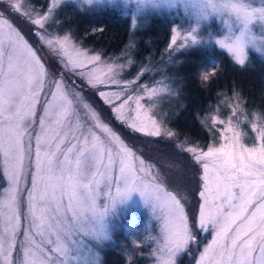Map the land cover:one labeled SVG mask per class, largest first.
Segmentation results:
<instances>
[{
    "label": "snow or ice",
    "instance_id": "snow-or-ice-1",
    "mask_svg": "<svg viewBox=\"0 0 264 264\" xmlns=\"http://www.w3.org/2000/svg\"><path fill=\"white\" fill-rule=\"evenodd\" d=\"M0 4H6L0 7V180L7 185L0 186V264H103L101 253L116 243L121 228L120 206L131 207L133 193L160 221V237H145L157 243V264H182L183 256L199 249L201 233L209 229L213 239L196 264H264V126L253 125L259 147L237 141L230 150L224 145L187 149L192 170L202 167V190L195 194L203 203L198 217L190 220L181 202L186 173L177 171L174 182L162 187L163 181L156 182L160 177L144 160L135 162L132 148L103 118V108L97 109L76 85L86 82L95 90L93 95L109 106L115 120L156 137L162 134L163 120L152 112L155 105L146 108L142 101L167 89L140 83L143 68L133 78L122 79L131 59L106 62L73 44L69 35L45 41L54 60L48 65L13 19L29 23L35 36L36 31L51 29L54 17L68 8L85 16L119 8L131 15L132 28L153 12L182 9L194 23L183 36L178 27L171 28L166 48L182 41L183 55L201 45H218L243 66L250 52L264 55V31L259 40L250 34V29H264V0L260 6L248 0H51V8L33 0ZM224 16L234 18L228 35L213 40L208 33L207 41L198 39L203 22ZM207 69L206 61L197 72L200 82L209 78ZM172 83L175 87L181 81ZM163 134L173 133L166 129ZM253 202L255 208L249 211ZM125 264H132L131 256Z\"/></svg>",
    "mask_w": 264,
    "mask_h": 264
},
{
    "label": "trees",
    "instance_id": "trees-1",
    "mask_svg": "<svg viewBox=\"0 0 264 264\" xmlns=\"http://www.w3.org/2000/svg\"><path fill=\"white\" fill-rule=\"evenodd\" d=\"M55 20L59 21L61 32L70 33L79 44L91 52L104 57H119L123 62L131 59L133 64L125 74L128 78L143 68L146 72L141 81L148 84L157 83L166 75H170L173 80L180 79L181 83L173 86L178 102L168 115L161 117L163 123L173 130L177 137L170 138V142L160 138L142 137L127 130L124 123L113 118L110 108L93 95L95 90L88 88L84 83L79 84L94 99L96 106L103 108V113L123 134L125 140L146 153L150 165L158 174H162L167 187L174 182L172 177L177 171L186 173V170L189 174H194L195 183L188 191L189 197L184 195L182 200L189 204L190 220L197 216L199 196L195 193L200 190L199 165L195 166V171L192 170L190 154L183 151L178 142L189 146L199 145L203 149L209 146L213 133L207 126L208 117L214 114H220L222 118L227 117L230 105L235 103L242 105L248 113L260 114L264 119V56L253 51L245 65L241 66L227 51L206 44L201 45L199 50L192 54L182 55V50L166 54V45L170 43V29L175 23L157 12L149 14L146 20L137 21L136 28L130 27L131 15H125L121 9L115 7L99 9L89 16L83 15L82 11L73 12L68 8L66 14L55 16ZM215 25L217 26L214 24L211 31H201L204 41H207L208 33L213 36L219 34ZM96 27L102 28L103 31L90 33L92 28ZM35 39L38 42L39 37L36 35ZM206 61L209 78L200 82L197 72ZM213 62L215 68L212 67ZM176 88H182V91L177 92ZM147 150L154 155H147ZM164 152L170 156L158 155ZM3 182L0 180V186ZM142 221L138 220L133 226L119 231L114 237L116 243L104 252L103 264H125L128 256H131L132 264H152V243L145 239L148 235ZM136 240L139 241L138 244L134 243ZM125 249L129 251L126 253ZM198 251L199 249L193 255ZM192 261L193 258L187 262L191 264Z\"/></svg>",
    "mask_w": 264,
    "mask_h": 264
},
{
    "label": "rangeland",
    "instance_id": "rangeland-1",
    "mask_svg": "<svg viewBox=\"0 0 264 264\" xmlns=\"http://www.w3.org/2000/svg\"><path fill=\"white\" fill-rule=\"evenodd\" d=\"M63 2V0H61V3ZM248 2L253 3L254 6H260L261 0H248ZM36 5H47L49 8H51L52 4H51V0H40L39 2H33ZM0 6H6V4H0ZM58 8L60 7V5L57 6ZM37 12L42 11V8L37 7L36 9ZM159 13V12H157ZM160 14V13H159ZM162 14H164L167 18H170V20L172 21V23H175L174 27H178L181 35H186L187 32L190 30L191 26L193 25L194 21L186 16L183 12L182 9H177L172 11L171 14H169L168 11L163 12ZM34 18H35V14H34ZM55 18V17H54ZM13 19L15 20L16 24L19 26L20 30H22L25 34H27V38L29 40V43L33 46L34 49H40V51L38 52V55L43 57L46 64L51 65L52 63H54V60L51 58V53L49 50V46L45 43V41L47 39L53 38V37H61L63 35H69L71 42L75 45H77L78 47H80L82 50L88 52L89 55H95V54H99V53H94L91 52L89 49L84 48L81 44H79L70 33H66V32H61L60 31V27H59V21L56 20V23L52 26L51 29H45L43 31H36L35 36L37 35L39 37L38 42L35 39V36L31 35L30 33V28L31 25L29 23H26L22 20L16 19L15 17H13ZM234 18L229 17V16H224V17H212L209 20L203 22V24L201 25V28L198 30L197 32V36L198 39H202L203 40V35L201 34V31L203 30H208L212 29L214 24H217V29L219 31L218 35L213 36V40L215 39H221L223 38L225 35H228V29H229V25L232 24ZM138 21H140L138 19ZM45 23H50V21H46ZM182 26V27H181ZM39 26H36V28H38ZM259 27V26H258ZM99 29L102 28H92V30L90 31V33H97L100 32ZM260 31H264V29H259L258 31H256L255 33H252V30L250 29V34H254L256 39L259 40L260 37ZM182 43V41H178L177 45L172 46L171 49H168L166 51L167 53H175L176 51L182 50L179 47V44ZM218 46V45H216ZM260 45L258 44L257 47H259ZM219 48V46H218ZM226 51V50H225ZM258 52L260 54L259 51H255ZM251 53V52H250ZM249 53V54H250ZM100 55V54H99ZM261 55V54H260ZM264 56V55H263ZM102 60L112 63L115 62L117 64L120 63H126L127 61L123 62L122 60L118 59L119 57H104L102 56ZM234 58V57H233ZM249 58V55H248ZM247 58V60H248ZM169 60V58H167ZM235 60V59H234ZM246 60V62H247ZM167 61V60H166ZM131 66V65H130ZM130 66H128L124 72L122 73L121 78L122 79H131L132 77H126L125 74L127 73L126 71L130 68ZM60 66L57 65V68H59ZM142 79V77H141ZM73 80H75V77L73 78ZM172 81H174L172 79V77L170 75H166L165 77H161V80L157 83L154 84H148L150 87H156V88H165L167 89V91L164 92H160L158 91L157 94L152 97L151 99L145 98L142 103L145 104V107L148 108L152 105H155L154 107H152V112L153 113H158V115H156V119L158 121L162 120L161 117L162 116H166L168 115L171 110L174 108V106L177 104L178 99L175 95V92L173 90V83ZM140 83H145L143 80L140 81ZM84 84H86V82H84ZM77 88H83L79 83H77ZM102 90L105 91H115L118 90L116 88H106L105 86H99ZM90 88V87H88ZM87 88V89H88ZM91 89V88H90ZM93 90V89H92ZM85 95V97L87 98V100L91 103H93V105L99 109L93 98H91L89 96L88 93H86V91H84L83 93ZM132 94V93H129ZM107 106V105H106ZM109 107V106H108ZM230 109L228 111V116L225 118H222L220 116V114H214L211 117H208V127L211 130V132L213 133V140L212 142L209 144L210 145H214L215 147L219 148L221 145H224L226 150H230V146L233 145L234 143H236L237 141L239 142V144L244 145L245 147H259V144L261 143V141L258 139V133L255 129H259L262 126H264V119L261 117L260 114H250L248 113L242 105H238V104H234V105H230ZM41 114V109H40V105L37 106V120L39 119V116ZM103 118L106 119V121L110 122V126L113 127V129L117 132L118 135L121 136V138L124 140L125 144H127L129 147L132 148L133 152L135 153L136 157L138 158L135 162L138 163L139 160H144L145 164L147 166H150V170L152 173H154L156 176L160 177V180H157V183H160L161 181H163L162 179V174H158L157 170L153 168L152 165H150L149 161L146 158V153L144 151H142V149H137L136 147H133L128 141L125 140L123 134L111 123V121L109 120V118L107 117L106 114L102 113ZM125 128L127 130H131L133 133L136 132L139 134V136L142 137H150V138H160L163 139L166 142H170V138H176V135L174 133L173 130H171L168 126H166L163 123V127H162V134L161 136H148L145 135L141 132L138 131H134L133 129H131L128 125L124 124ZM253 125H255V129L253 127ZM170 130L173 134L171 136H167L164 135L163 132L164 130ZM179 145L181 147H183V151L187 152V149L193 146H189L184 142L179 141L178 142ZM173 150V149H172ZM170 150V151H172ZM204 151L207 150V147L203 149ZM35 151V143L33 141V153ZM150 150H147V152H149ZM176 153L178 154V152L176 151ZM154 155L153 153H147V155ZM161 157H165V155L170 156L167 153H161L158 154ZM179 158V155H178ZM184 159V157H183ZM191 169V168H190ZM199 174H198V179L201 182V173H202V167L199 166ZM186 191L184 193L185 197L188 196V191L190 190V188H192L193 184L195 183V180H193L194 178V174H189L186 170ZM31 177L29 176L28 178V182L26 184V187L30 188L31 184ZM190 181V182H188ZM162 187H165L166 189L168 188L165 180L163 181ZM2 187H7L6 183L3 182ZM200 190L201 189V183H200ZM115 189L113 188V193H114ZM25 199H26V194H25ZM213 199V194L209 193V200L211 201ZM131 201H132V205L131 207H126V206H120V212H119V221L120 225H121V229H127L131 226H133L135 223L138 222V220H143V227L144 229L146 228L147 231V235L148 237L151 236L153 238H157L160 237V221L157 220L155 217L151 216V214L148 212V210L145 208V206L143 205L141 198L139 196L138 193H133L131 196ZM66 202V201H65ZM184 207V211L185 214L189 217V212H188V206L189 204H185V202L182 200L181 201ZM203 203V199L201 197H199V204H198V213H197V217L199 214V208L200 205ZM255 203L253 202V205L250 206L249 211L254 210L255 208ZM24 211H26V204L24 205ZM190 219V218H189ZM239 223V221L237 222ZM209 234V235H208ZM208 236V238L206 239V237ZM214 236V232L211 231V229H209V231L207 233L202 232L201 233V238H202V243L199 246V251L196 255L193 254H188L182 257V260H184V262L182 264H189L187 261L191 258H193V261L191 264H196V261L199 259L200 253L203 251L204 247L211 243L212 239ZM205 237V238H204ZM20 239H23L22 235L20 236ZM147 241V240H146ZM148 242L152 243V258H153V262L152 264H157V260L155 258V256L153 255V253L155 252L156 248H157V243L154 239H149ZM135 244H138L139 241H135ZM108 249V248H106ZM105 249V250H106ZM105 250L101 253V258H102V262H103V255ZM195 256V257H193Z\"/></svg>",
    "mask_w": 264,
    "mask_h": 264
}]
</instances>
